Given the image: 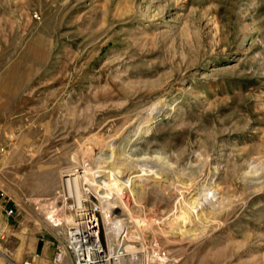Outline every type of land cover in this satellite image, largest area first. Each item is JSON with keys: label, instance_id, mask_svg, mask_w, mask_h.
<instances>
[{"label": "rangeland", "instance_id": "1", "mask_svg": "<svg viewBox=\"0 0 264 264\" xmlns=\"http://www.w3.org/2000/svg\"><path fill=\"white\" fill-rule=\"evenodd\" d=\"M84 165L78 201L67 172ZM261 173L264 0H0V264H75L56 248L90 207L107 248L117 200L130 233L113 248L137 264H162L151 248L167 264H264Z\"/></svg>", "mask_w": 264, "mask_h": 264}, {"label": "bare ground", "instance_id": "2", "mask_svg": "<svg viewBox=\"0 0 264 264\" xmlns=\"http://www.w3.org/2000/svg\"><path fill=\"white\" fill-rule=\"evenodd\" d=\"M161 111L163 109L159 108ZM159 109H157L156 111H153V112H150V113H146L144 114L141 118H140V122H139V125H138V129L136 130V132L132 135H128L126 137V145L129 146V144H131L132 142L138 140L140 137H142L143 135L147 134L149 129L151 128V126L153 125V123L155 122L156 119L159 118V116H161L162 112L159 111ZM125 145V144H124ZM121 149V144L120 146L118 147V151L120 152ZM117 152V151H116ZM109 160V159H108ZM105 162V161H103ZM84 164V163H83ZM79 165V163H78ZM255 169V168H254ZM92 171V168L89 169V165L86 166L84 165L83 166V172H76L75 170H71V171H68V175L66 179V184H67V191L70 195H73L78 201H80L81 199V183L84 182H89L90 180L88 179L87 177V173ZM133 172V171H132ZM252 172V171H251ZM250 172V173H251ZM248 173V174H250ZM256 173V172H255ZM80 174V175H79ZM90 174V173H89ZM131 176V175H130ZM141 176V175H139ZM134 178H137L134 177ZM252 185L250 186L254 191L253 192H258V190H263L264 189V173H261L259 175H256V174H252ZM131 179V178H130ZM97 181V180H96ZM144 181L143 179H138L136 180V182H142ZM145 182H147L146 180L144 182H142L143 184L141 185H138L137 188H143L144 185H145ZM94 183V181H93ZM91 184V185H94V184ZM96 183V182H95ZM98 183L100 184H96L95 185V188L98 190V188H102L100 186L104 185L105 183L101 180L100 182L98 181ZM89 184V183H88ZM108 184V183H107ZM105 187V186H104ZM103 187V188H104ZM157 189H160L159 186L156 187ZM101 190V189H100ZM210 190V189H209ZM107 192V190H106ZM108 193V192H107ZM107 193L102 196L103 198H107ZM201 195V194H200ZM210 195V192H207L206 195H205V198L204 199H207ZM218 199V198H217ZM109 200V199H108ZM84 201V199H83ZM82 201V202H83ZM216 201V199H215ZM219 203L220 201H223L221 200V198L218 199ZM216 201V202H218ZM128 202V201H127ZM205 202V201H204ZM215 203V202H214ZM218 203V205H219ZM115 204H117V206H113V208L110 210L111 213H108V214H105V218H106V223L111 226L107 229V248H113L114 247V244L116 242H121L122 244V241L125 240V238H128L129 236V233H130V228L128 226H124L122 227V229H120V226L122 225V220H117L118 216L114 215L116 212H114V210H123V208H125V204L120 201V200H117L115 202ZM201 203L199 202H194L192 204L189 205V207L187 209H185L186 211H182L179 215H175L173 216V220L171 221V225H172V228L179 224L181 225L182 223H185L186 225L189 223V214L191 212H193V210L195 208L198 207V205H200ZM82 205V203L77 206V207H80ZM114 205V204H113ZM224 205V204H223ZM222 207V205H220ZM220 206H219V210L220 209ZM127 207V206H126ZM223 208V207H222ZM126 209V208H125ZM211 209V208H210ZM209 209V210H210ZM217 209V210H218ZM216 210V208L214 209ZM59 211L60 209H53L51 211V215H50V219L52 220L51 222H59V217L62 216V214H59ZM124 211V210H123ZM128 212V211H126ZM212 212V211H211ZM213 213V212H212ZM218 214V213H217ZM193 216V215H192ZM206 217V216H205ZM204 217V218H205ZM133 219V217H132ZM203 219V217H202ZM208 220V219H207ZM137 221V220H136ZM202 221V220H201ZM204 221V220H203ZM132 223H136L134 220L132 221ZM197 223V222H196ZM206 223V222H205ZM58 224H55V226H57ZM199 225V224H198ZM205 225V224H204ZM204 225H201V226H204ZM123 226V225H122ZM208 226V225H207ZM177 227V226H176ZM184 227V226H183ZM211 227V226H210ZM205 229V227H204ZM206 230H204L205 232ZM203 232V233H204ZM187 233V230H183V232H177L175 234H177V236L179 237H182L184 236L185 234ZM198 233V232H197ZM202 233V234H203ZM127 240V239H126ZM124 242V241H123ZM77 248H102V246H100V236L97 235V232H93V233H89V234H82L80 235L79 239H77ZM117 246V245H116ZM129 250V248H127Z\"/></svg>", "mask_w": 264, "mask_h": 264}, {"label": "built area", "instance_id": "3", "mask_svg": "<svg viewBox=\"0 0 264 264\" xmlns=\"http://www.w3.org/2000/svg\"><path fill=\"white\" fill-rule=\"evenodd\" d=\"M85 205L77 207L82 209ZM86 208V207H85ZM99 208L90 207L83 211L84 219L76 228H70L65 232L67 247L56 248L57 263H62L67 254H70L75 264H137L141 261L139 252H128L126 248H77V239L82 234L97 232L100 235V225L96 217ZM13 211L9 212L12 215ZM59 224L57 226H60ZM56 226V227H57ZM151 261L167 264L169 256L162 248H151L149 253ZM23 264H34L33 260H26Z\"/></svg>", "mask_w": 264, "mask_h": 264}, {"label": "crops", "instance_id": "4", "mask_svg": "<svg viewBox=\"0 0 264 264\" xmlns=\"http://www.w3.org/2000/svg\"><path fill=\"white\" fill-rule=\"evenodd\" d=\"M40 249H41V248H35V251H36V252H38V251L43 252V250H42V249L40 250ZM33 258H34V257H33ZM34 259H35V258H34Z\"/></svg>", "mask_w": 264, "mask_h": 264}]
</instances>
